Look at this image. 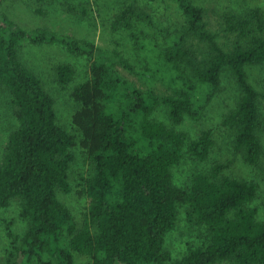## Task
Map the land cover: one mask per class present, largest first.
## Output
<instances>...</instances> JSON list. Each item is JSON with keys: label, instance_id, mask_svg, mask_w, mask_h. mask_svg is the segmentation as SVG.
<instances>
[{"label": "trees", "instance_id": "1", "mask_svg": "<svg viewBox=\"0 0 264 264\" xmlns=\"http://www.w3.org/2000/svg\"><path fill=\"white\" fill-rule=\"evenodd\" d=\"M175 1L185 20L165 34L163 44L143 31L131 34L147 61L145 70L121 63L136 76L161 80L166 92L159 95L129 84L114 69L120 59L116 52L48 29L24 30L0 13V88L11 94L17 122L0 160V207L15 200L26 223L22 235L11 231V222L6 224L10 248L5 264H76L74 254L88 258L87 264H264V222L250 206L258 184L224 176L225 166L214 162L206 172L194 173L189 184L178 186L173 168L184 147L205 161L213 143L211 131L188 142L183 132L150 119L158 104L167 108L173 123L199 119L228 72L235 98L222 123L232 132L234 150L258 166L263 150L260 94L246 67L264 65V19L251 8L225 13L212 26L203 7L192 0ZM136 3L124 4L114 30L152 23V16ZM75 8L83 16L88 13V4ZM24 42L60 44L90 60L89 77L70 94L80 104L72 123L81 133L78 144L89 168L78 190L88 200L79 229L57 196L58 190L72 189L70 149L76 138L57 123L52 96L21 62L18 48ZM55 73L65 87L75 70L60 63ZM180 206L190 225L205 228L206 237L173 258L164 242Z\"/></svg>", "mask_w": 264, "mask_h": 264}, {"label": "rangeland", "instance_id": "2", "mask_svg": "<svg viewBox=\"0 0 264 264\" xmlns=\"http://www.w3.org/2000/svg\"><path fill=\"white\" fill-rule=\"evenodd\" d=\"M129 0H3L0 3V13L6 15L16 26L24 30L48 29L58 35L76 40L91 42L101 50L116 52L114 69L125 80L141 90L152 88L156 94L166 92L161 80L149 76H136L121 64L122 61L135 70H145L147 61L138 53L131 34L145 32L156 38L161 45L165 34L179 28L184 23V16L175 0H137L136 5L152 16V23L137 22L133 29H113L115 16ZM195 5L204 8L207 20L212 26L221 21L225 13H242L256 8L264 19V0H192ZM88 4V13L83 16L75 6ZM220 24V23H219ZM21 62L34 72L42 81L44 89L54 100L57 123L76 138V145L70 149L73 160L69 168V182L72 189L69 193L57 191L59 200L70 210L76 222L77 229L83 225L84 214L88 200L78 194L81 178L88 174V164L78 142L81 133L72 123V117L80 109V104L71 96L73 87L84 82L89 77L88 57L70 53L60 44H32L24 42L18 48ZM60 63L70 64L74 70L73 80L65 87L56 81L55 68ZM249 82L260 94L261 117L263 127L259 133L262 144V157L258 166L245 162L241 152L233 148L231 130L223 125L222 118L233 106L235 87L228 74L222 75V89L210 100L202 110L199 119L185 117L181 123L170 121L167 108L163 104L155 106L150 119L164 123L168 128L183 132L187 141L196 140L202 131H211L212 145L205 161L197 160L184 147L180 163L173 168V180L178 186L189 184L196 172H206L214 162L222 163V175L231 178L255 181L258 184L257 196L250 204L257 209V219L264 222V65L247 66ZM155 76V75H154ZM161 78L156 75L155 78ZM11 94L5 88H0V160L9 133L16 127V119L11 103ZM11 222V231L22 235L26 223L19 217V208L15 200L5 207H0V264H5L6 251L10 248L6 224ZM206 237L204 227L192 226L187 222L185 207L178 208L175 227L167 233L164 248L173 258L186 254L189 246L201 245ZM76 264H87L88 258L74 254ZM224 264V263H220Z\"/></svg>", "mask_w": 264, "mask_h": 264}, {"label": "water", "instance_id": "3", "mask_svg": "<svg viewBox=\"0 0 264 264\" xmlns=\"http://www.w3.org/2000/svg\"><path fill=\"white\" fill-rule=\"evenodd\" d=\"M2 2V0H0V3Z\"/></svg>", "mask_w": 264, "mask_h": 264}]
</instances>
